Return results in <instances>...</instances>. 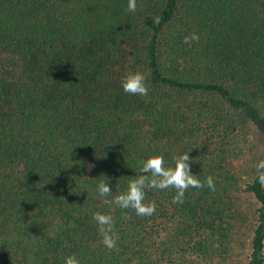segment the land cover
I'll return each instance as SVG.
<instances>
[{"label":"trees","instance_id":"obj_1","mask_svg":"<svg viewBox=\"0 0 264 264\" xmlns=\"http://www.w3.org/2000/svg\"><path fill=\"white\" fill-rule=\"evenodd\" d=\"M136 2L0 0V264H236L250 198L245 264H264V0ZM129 71L147 96L123 91ZM184 152L215 191L146 189L145 217L96 191L108 180L112 200L149 156Z\"/></svg>","mask_w":264,"mask_h":264},{"label":"clouds","instance_id":"obj_2","mask_svg":"<svg viewBox=\"0 0 264 264\" xmlns=\"http://www.w3.org/2000/svg\"><path fill=\"white\" fill-rule=\"evenodd\" d=\"M137 10L136 0H128L127 11L135 13ZM199 42V36L192 33L184 37V43ZM122 89L125 93L134 96H147L148 87L146 77L143 73L126 72L121 81ZM190 156L188 152L178 154L172 157L169 166L165 167L164 157L162 155H151L142 162L140 174L135 178L127 181L126 189L109 200L107 197L112 196L113 192L109 186L108 180H100L97 184V193L104 198L107 205H116L121 209H132L139 217L151 216L155 213L157 205L154 201L145 203L146 189H175L176 194L172 202L174 204H183L185 201V192L189 188L202 189L205 185L215 191V183L212 176L206 177L205 182H201L196 175H193L190 168ZM256 179L261 186H264V159L255 164ZM150 174V175H149ZM93 220L97 224V230L102 238V243L108 249L117 247L118 237L114 231V218L112 215L103 214L99 211L93 214ZM64 264H80L75 255H69L64 259Z\"/></svg>","mask_w":264,"mask_h":264},{"label":"rangeland","instance_id":"obj_3","mask_svg":"<svg viewBox=\"0 0 264 264\" xmlns=\"http://www.w3.org/2000/svg\"><path fill=\"white\" fill-rule=\"evenodd\" d=\"M255 207V204L253 203V199L248 200V204L245 206V210H247V213H244V223L241 225L239 230L237 231L236 239L233 244L234 246V252L236 255V264H245L246 256L249 252V238H250V220L251 214L253 212V209Z\"/></svg>","mask_w":264,"mask_h":264}]
</instances>
